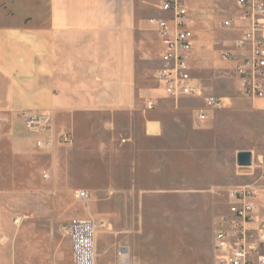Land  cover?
Returning <instances> with one entry per match:
<instances>
[{
  "label": "rangeland",
  "instance_id": "obj_1",
  "mask_svg": "<svg viewBox=\"0 0 264 264\" xmlns=\"http://www.w3.org/2000/svg\"><path fill=\"white\" fill-rule=\"evenodd\" d=\"M159 2L143 0L146 17H164L157 10ZM189 8L195 34L194 83L227 99L226 107L209 121L195 122L194 109L201 107L196 99H166L153 110L143 102L135 114L102 111L72 120L53 118L56 133L71 130L72 144L49 152L30 145L23 152L11 146L10 118L0 114V264H72L66 233L70 222L93 219L103 224L97 231L119 230L126 237L137 226L138 212L156 219V229L164 230V243L153 249L167 256L156 264H173L170 252L190 249L173 243L178 229L190 223L202 224L198 247L207 248L211 223L227 211L231 191L250 184L264 159V110L240 98L231 64L220 58L238 37L221 27L235 14L234 0H190ZM140 37L146 45L136 63L138 86L158 98L159 45L151 31ZM148 114L161 121L158 137L143 134ZM240 151L252 154L249 168L236 165ZM134 182L149 190L138 192ZM76 191L86 192L89 199L77 200ZM144 192L149 193L145 204L132 202ZM184 213L203 219L174 216ZM15 218L21 219L18 225Z\"/></svg>",
  "mask_w": 264,
  "mask_h": 264
},
{
  "label": "crops",
  "instance_id": "obj_2",
  "mask_svg": "<svg viewBox=\"0 0 264 264\" xmlns=\"http://www.w3.org/2000/svg\"><path fill=\"white\" fill-rule=\"evenodd\" d=\"M142 3L143 0H0V114L10 118L7 135L13 149L24 152L33 146L34 135L24 130L19 119V113L25 110L49 111L54 128L53 118L72 120L76 115L102 111L135 114L143 102L146 106L153 104L150 110L168 102L162 90L154 98L138 86L136 63L141 58V46L146 45L140 36L151 31L160 52V41L151 22L156 16L146 17ZM243 100L254 109L264 110V100ZM199 108L194 109V120ZM144 122L145 137L160 135L162 125L155 114L144 116ZM63 132L72 134L71 130ZM257 167V175L248 185L256 186L264 200V159ZM133 188L138 192L149 190L135 182ZM146 192L132 202L145 204ZM174 216L194 222L203 219L198 214ZM136 217L137 226L129 236L124 237L119 230L96 232V264H114L117 245L128 248L132 264L166 260L167 255L153 249L157 242L164 243V230L156 229V219H148L147 213L138 212ZM15 220L16 225L21 221ZM201 225L190 223L178 229L180 234L173 243L190 249L170 252L173 264H215L212 239L216 222L211 223L206 249L198 247L202 245L198 237Z\"/></svg>",
  "mask_w": 264,
  "mask_h": 264
},
{
  "label": "built area",
  "instance_id": "obj_3",
  "mask_svg": "<svg viewBox=\"0 0 264 264\" xmlns=\"http://www.w3.org/2000/svg\"><path fill=\"white\" fill-rule=\"evenodd\" d=\"M190 0H160L157 10L164 17L152 19L160 41L156 81L166 98L173 101L192 98L202 107L195 122L202 123L210 115L226 107L224 98L214 97L192 78L194 30ZM235 14L221 22L222 29L238 32L231 48L222 52V61L231 64L238 82L239 96L246 100H264V0H234ZM153 106L147 105L148 109ZM24 130L34 135L33 146L41 152L56 146H69L72 134L56 133L47 110H25L19 113ZM77 200L89 199L84 191H76ZM227 211L216 222L212 239L215 264H264V200L255 186H241L229 195ZM101 222L76 219L66 233L70 238L72 264H96L94 238ZM114 264H132L129 250L120 245Z\"/></svg>",
  "mask_w": 264,
  "mask_h": 264
},
{
  "label": "water",
  "instance_id": "obj_4",
  "mask_svg": "<svg viewBox=\"0 0 264 264\" xmlns=\"http://www.w3.org/2000/svg\"><path fill=\"white\" fill-rule=\"evenodd\" d=\"M236 165L239 168H247L252 165V155L248 151H240L236 154Z\"/></svg>",
  "mask_w": 264,
  "mask_h": 264
}]
</instances>
